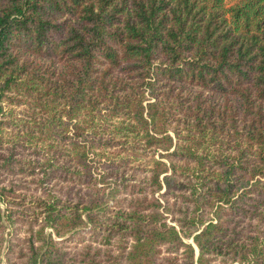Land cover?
Here are the masks:
<instances>
[{"label":"trees","instance_id":"obj_1","mask_svg":"<svg viewBox=\"0 0 264 264\" xmlns=\"http://www.w3.org/2000/svg\"><path fill=\"white\" fill-rule=\"evenodd\" d=\"M4 241L6 264H264V0H0Z\"/></svg>","mask_w":264,"mask_h":264},{"label":"rangeland","instance_id":"obj_2","mask_svg":"<svg viewBox=\"0 0 264 264\" xmlns=\"http://www.w3.org/2000/svg\"><path fill=\"white\" fill-rule=\"evenodd\" d=\"M150 154V152H148ZM151 155L154 157V158H158V155L157 153H152L151 152ZM149 158L147 157V155L145 154V156H140V157H137V159L134 161V162H129L127 165H126V170H128V173H127V177L128 178H132L129 180L130 183H134L136 181H139L142 179V177L146 176L147 175V172L145 171V167H144V164L147 163V160ZM118 164L119 162L117 161V159L114 161L113 165L118 167ZM147 166V164H146ZM115 171V170H113ZM37 176H39L38 174H36ZM32 176H22L20 178H16L14 179L15 182L19 183V184H22L25 183L26 186H30V188H32L31 190H28V189H20L25 195H26V200L24 202V204L26 205H31L33 202L32 201H29V200H34L33 197L36 196V191L33 189V185L34 183L31 181V178ZM134 178V179H133ZM29 180V181H28ZM62 179L57 175V178H53V180L51 179V181H61ZM28 181V182H27ZM58 186L61 185V182H59L57 184ZM164 193V189H162L161 191H158L154 194V197L155 198H159L161 200V203L162 204H166L167 202L168 203H173V197L172 196H168L166 194H163ZM40 195H43V194H40ZM117 196H118V200H119V205H122V201H123V197L124 196H128V194L126 192H122V191H119L117 193ZM19 199V197L17 198V200ZM29 203V204H28ZM1 206L2 208H4V204L1 203ZM174 218V214L173 213H165V220L169 223V224H174V222L172 221ZM23 229H25V226H21V229H19L18 231H15V234H8L9 233V230L11 231L10 227L7 225V223L5 222V226H4V229H3V238L6 240V239H10L11 242H12V246L13 248H15L16 244H20L22 242V238L25 237V234L23 231ZM87 228H82V229H79L77 230L79 232V234H75L76 232H74V234H71L70 237L71 239H68L69 235H66V236H62V237H55L54 236V239L57 241V244H60V245H65L67 246L68 248L70 249H78L80 247H82L84 244H89L91 239H92V235L87 232L86 230ZM47 233L50 231L49 228L46 229ZM74 235V237H73ZM73 237V238H72ZM186 242H189V243H193V240L191 238L189 239H185ZM15 243V244H14ZM63 243V244H62ZM92 244L98 246L97 242H92ZM7 245V242L4 241L3 245H2V252H1V255H0V258H1V263L0 264H6V259H5V251H6V246ZM195 247V245H194ZM196 249V255L198 253V250L197 248L195 247ZM164 255V254H162ZM9 258H10V261L11 263L10 264H18V262H20L21 259H19L18 257H16V254L15 252H9ZM214 264H221L219 261L217 260H214L213 261Z\"/></svg>","mask_w":264,"mask_h":264}]
</instances>
